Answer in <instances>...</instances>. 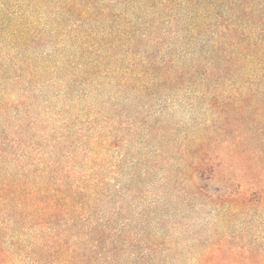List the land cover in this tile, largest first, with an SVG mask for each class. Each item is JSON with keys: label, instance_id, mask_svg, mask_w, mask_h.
Returning a JSON list of instances; mask_svg holds the SVG:
<instances>
[{"label": "trees", "instance_id": "1", "mask_svg": "<svg viewBox=\"0 0 264 264\" xmlns=\"http://www.w3.org/2000/svg\"><path fill=\"white\" fill-rule=\"evenodd\" d=\"M258 2L0 0V264H116L114 225L129 212L127 193L162 157L184 155L198 192L219 191L214 172L238 145L194 157L155 132L161 110L149 108L162 95L264 77ZM250 168L238 167L250 177L224 203L264 192V167Z\"/></svg>", "mask_w": 264, "mask_h": 264}, {"label": "rangeland", "instance_id": "2", "mask_svg": "<svg viewBox=\"0 0 264 264\" xmlns=\"http://www.w3.org/2000/svg\"><path fill=\"white\" fill-rule=\"evenodd\" d=\"M261 16L257 14V19ZM254 77L245 88L180 92L170 100L162 95V102H151L152 112L161 110L154 117L159 121L155 132L171 136L183 149L189 147L194 157L210 147L216 155L225 141L230 149L238 145L240 153L230 154L228 166L214 172L215 182L210 187L216 185L219 191L209 189L202 194L184 166V155L177 154L171 162L167 161L170 157L160 158V169L146 175L139 192L131 186L127 193L129 212L114 225L116 264H264V192L242 205L224 203L228 188L250 177V171L245 172L246 178L241 176L242 170L235 173L238 167L244 171L254 169L250 166L264 167V116L260 119L264 77ZM141 141L139 138L135 144ZM149 143L154 149H140L142 153L158 151L159 145ZM125 174L117 179L116 195L130 183V171ZM125 237L126 249L122 247Z\"/></svg>", "mask_w": 264, "mask_h": 264}]
</instances>
